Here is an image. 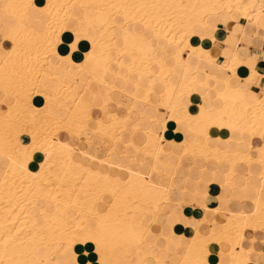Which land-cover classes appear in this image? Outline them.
<instances>
[{
	"label": "bare ground",
	"instance_id": "bare-ground-1",
	"mask_svg": "<svg viewBox=\"0 0 264 264\" xmlns=\"http://www.w3.org/2000/svg\"><path fill=\"white\" fill-rule=\"evenodd\" d=\"M254 1L8 0L0 7L12 20L0 30L12 42L0 56V92L7 95L0 98V168L7 163L0 173V264H93L80 259L90 244L99 264H168L142 251L150 237L172 247L180 241L170 264H264L261 246L242 244L246 230L264 233V145L258 156L251 152L253 138L264 137V100H249L247 90L230 82L254 83L264 75L237 53L219 61L205 42L209 36L216 43L208 34L217 30L212 16L236 12L258 24L264 0L253 9ZM74 7L84 13L73 14ZM66 31L74 41L64 55L59 46ZM81 41L90 47L77 61L73 52ZM111 49L117 50L112 59ZM194 94L210 101L214 115L201 101L192 111ZM123 111L127 117L119 116ZM129 147L134 157L126 154ZM186 155L229 169L223 175L216 169L220 185L200 175L184 178L195 188L182 186L175 201ZM240 164L245 182L257 181L251 212L229 204ZM209 195L214 206L200 203ZM164 204L183 212H162ZM159 214L175 217L176 226L153 229ZM185 224L189 232L180 235ZM211 244H228L227 258L211 261Z\"/></svg>",
	"mask_w": 264,
	"mask_h": 264
},
{
	"label": "crops",
	"instance_id": "crops-1",
	"mask_svg": "<svg viewBox=\"0 0 264 264\" xmlns=\"http://www.w3.org/2000/svg\"><path fill=\"white\" fill-rule=\"evenodd\" d=\"M80 15L81 13H75ZM219 16V15H218ZM212 16L210 17V24L213 28L217 30L209 31L208 34L212 35L216 38V43L212 44L213 42H210V37L208 36L205 39V42L209 45H211L212 53L215 55L219 61L224 59L225 57H229L233 55L234 53H237L241 58L245 60L248 67H252L253 69L257 70L260 74L264 75V15H261L258 19V24L254 23L250 19H245L240 15V13H233L232 15H222V16ZM5 22V23H3ZM12 20L3 12L0 10V30L5 31L8 24H10ZM220 22V23H219ZM3 23V24H2ZM213 23V24H212ZM217 23V24H215ZM95 30V29H94ZM94 32V33H93ZM217 32V33H216ZM92 34H96V31H92ZM65 40V41H64ZM74 40V36L70 31H66L63 34V45L61 44L59 46V51L62 52V54L67 55L71 52V42ZM123 44V43H122ZM66 47V48H65ZM90 45L87 42L81 41L79 43V50L73 52V58L77 61H81L84 56V52L89 49ZM12 48V43L9 41L4 40L3 36L0 35V56H6L8 51ZM86 48V49H85ZM66 49V51H65ZM82 51V52H81ZM67 52V53H66ZM81 54V55H80ZM263 56V57H262ZM192 64L196 63V58L191 57L190 58ZM126 63V60H125ZM213 72H218L221 76L228 75L227 71H220L215 67H212ZM211 70V71H212ZM209 84L211 85L212 82L208 80ZM230 82L233 86H240L241 88L247 90L246 96L249 100L254 99H260L264 100V77L260 78L258 77L254 83H249L244 80H240L236 77H231ZM105 90V89H104ZM103 89L100 90L102 94H106L107 90L104 91ZM210 95H212V92H210ZM4 93L0 92V98H4ZM118 98H121V96L117 95ZM193 105L191 107L192 111H197L196 105L201 103L206 108H211V103L209 100H203L201 97L197 94H194L192 96ZM201 101V102H200ZM189 100L184 99L185 106L181 108V113L184 114L187 112L186 106L188 105ZM162 111L155 112V118H161L162 117ZM210 113L214 115V111L210 109ZM159 120V119H158ZM179 128L182 131H185L186 135L188 137H191V134L187 131L186 125L181 123L179 125ZM197 126L193 127V130H195ZM89 137L92 136L91 132L86 133ZM140 136V135H139ZM138 140H141V137ZM103 145V142H101ZM252 155L258 156L261 153V148L264 145V137L263 136H255L252 140ZM106 148L111 146V144H107L105 142ZM83 147L85 145L83 144ZM92 147L89 149L91 150ZM105 149H101L98 151L100 155L105 154ZM40 158V156H37V160ZM182 167L178 170V175L180 176L177 178V188L178 190L173 195V199L177 201L178 199L183 197V194L180 192L181 187L185 186L188 187L191 191L194 190L195 186L192 182H185L184 178H196L200 175V178L203 182L209 183L213 182L216 185H220V180L217 178L218 176L215 175L216 169L220 171L221 175L224 174V172L228 171L229 165L227 163H214V161H208L203 160L201 158H191L190 156L186 155L182 159ZM6 165L7 163L4 162ZM216 165V166H215ZM220 165V166H219ZM192 166V167H191ZM2 167V166H1ZM34 167V166H33ZM203 167V168H202ZM236 170L238 172V179H237V189L232 193L231 197L232 200L230 201V207L234 211L240 210L242 208L244 209H252L253 206V200L255 199L257 195V181L254 179H251L250 182L247 184L245 180L243 179L244 174L246 173L247 169L243 165H237ZM185 175V176H184ZM246 183V184H245ZM245 185H248L245 187ZM245 187V188H243ZM241 189V190H240ZM177 194V195H176ZM175 196V197H174ZM208 197V198H207ZM204 199H201V204H206L208 206H214L215 201L212 196H207ZM221 201L219 199L216 201V204H220ZM183 212V210L178 207L176 204L172 205H163V210L165 213H172L174 211ZM200 214L199 211H196L195 213ZM165 214H159L157 216V219L154 220V227L153 229H160L163 231L166 227L172 228L176 226L177 219L173 216H168ZM228 214L222 213L220 220L223 222L227 219ZM188 224L185 225H179L178 231L180 235H184L185 232H189L188 229H186ZM209 226H211L209 224ZM254 235V236H253ZM248 236V237H247ZM245 238L243 240V246L245 248H253L256 249L259 246L264 249V233L261 231H251L246 230L245 231ZM253 238V239H252ZM150 239H152L151 242ZM149 241L145 244H142L141 249L144 253H148V255H157L160 257L163 261L170 264L171 259L173 258L174 252L177 249L178 243L174 247H172L171 243H166L164 240L158 239L155 244V239L150 237ZM155 245V246H154ZM258 246V247H257ZM165 248V249H164ZM210 259L211 261L215 262L220 260V257L222 259L227 258V253L230 250V246L228 244H211L210 245ZM85 249L87 250L85 252ZM166 250L165 258L163 259L160 255L161 251ZM220 250V251H219ZM147 251V252H146ZM81 253H86L85 255L82 254V257L80 258L82 261H86L87 259H91L93 264H99L97 261V255L95 253V246L90 244L87 247H82L80 249ZM215 260V261H214ZM86 263V262H85Z\"/></svg>",
	"mask_w": 264,
	"mask_h": 264
},
{
	"label": "rangeland",
	"instance_id": "rangeland-1",
	"mask_svg": "<svg viewBox=\"0 0 264 264\" xmlns=\"http://www.w3.org/2000/svg\"><path fill=\"white\" fill-rule=\"evenodd\" d=\"M258 2H260V0H256V1H254V3H253V9H255L256 8V6H257V3ZM8 3V0H0V7H4L6 4ZM255 5V6H254ZM81 8H77V7H74L73 9H72V11H73V14H75V13H84V10L83 9H81ZM114 11H116V10H114ZM88 12H89V10H88ZM61 13H63L62 14V16H63V19H64V17H65V19H67V17H68V13H66L65 11H63V12H61ZM66 13V14H65ZM67 17H66V16ZM96 16L97 15H99V14H95ZM31 23H32V19L30 18V19H28V24H30L31 25ZM134 28V26H132L131 27V29H133ZM73 34V33H72ZM74 36V35H73ZM4 38V37H3ZM4 40H6V41H9L10 43H12L10 40H8V39H5L4 38ZM131 38H130V40H129V43L131 42ZM74 41V40H73ZM72 41V42H73ZM103 41H101L100 43H102ZM99 43V44H100ZM123 43V42H122ZM103 44V43H102ZM71 46V45H70ZM71 50H72V48H71ZM116 53H117V50L116 49H111L110 51H109V58L110 59H112V58H114L115 57V55H116ZM6 56H7V54H6ZM6 56H4V57H6ZM130 62V58H128V57H126V63H129ZM110 67L112 68V69H114L115 70V68H116V62L115 61H111L110 62ZM132 75V74H131ZM5 95V94H4ZM7 97V95H5L4 96V98H6ZM157 100V99H159V97H155L154 98V100ZM126 100V99H125ZM130 100V99H129ZM155 100V101H156ZM128 101V100H127ZM130 103H131V100H130ZM118 114H119V116H121V117H127L128 116V112L127 111H123V112H118ZM137 114V113H136ZM130 124V125H129ZM132 126V127H131ZM141 126H144V121L141 123ZM133 127H134V125L132 124V123H127V129L128 130H132L133 129ZM142 128V127H141ZM136 131V130H135ZM140 132H142V131H138V134H140ZM138 136L139 135H137L135 138H133L131 141H133L134 143H138L139 142V140H138ZM126 138V137H125ZM139 138H140V136H139ZM110 140V142L111 143H113V141H112V139H109ZM129 139L128 138H126V139H123V142H127ZM137 141V142H136ZM126 154L131 158V157H134L137 153H135L134 152V150L131 148V147H129V149H127L126 148ZM132 151V152H131ZM133 155V156H132ZM146 161L148 162V163H150L151 162V159H149V158H147L146 159ZM3 163V165H2V167L0 168V173L2 174V171L4 170V168L6 167V165L4 164V162H2ZM0 174V175H1ZM97 190H98V188L96 189V188H94V191H93V193H94V195L95 196H93L94 198H96L97 197V194H98V192H97ZM96 193V194H95ZM104 196H105V202H106V200L108 199V196H109V194H104ZM257 196V195H256ZM107 198V199H106ZM256 198V197H255ZM231 200H232V198H231ZM231 200H229V204H230V201ZM113 202V200L112 199H110V197H109V199H108V203L109 204H111ZM253 203V202H252ZM102 204L103 203H101L100 202V208H101V206H102ZM104 205H105V203H104ZM102 209V208H101ZM104 209V208H103ZM253 209H254V207L252 206V209H245L246 211H248V212H251V211H253ZM167 253H166V251H161L160 252V255H161V257L163 258V259H168V258H165V255H166Z\"/></svg>",
	"mask_w": 264,
	"mask_h": 264
}]
</instances>
